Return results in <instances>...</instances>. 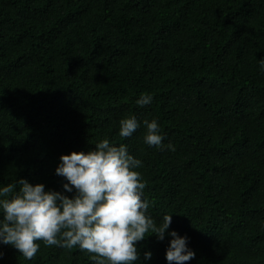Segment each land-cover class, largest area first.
<instances>
[{
	"label": "trees",
	"instance_id": "16d2710c",
	"mask_svg": "<svg viewBox=\"0 0 264 264\" xmlns=\"http://www.w3.org/2000/svg\"><path fill=\"white\" fill-rule=\"evenodd\" d=\"M262 59L264 0H0V187L64 192L60 156L107 138L142 162L148 214L172 215L186 264H264ZM170 239L146 236L134 264H169ZM38 243L32 260L0 243V264H93Z\"/></svg>",
	"mask_w": 264,
	"mask_h": 264
},
{
	"label": "clouds",
	"instance_id": "9594fccd",
	"mask_svg": "<svg viewBox=\"0 0 264 264\" xmlns=\"http://www.w3.org/2000/svg\"><path fill=\"white\" fill-rule=\"evenodd\" d=\"M260 66L264 70V59ZM151 101V95L142 94L136 103L143 107ZM143 124L144 143L162 148L157 121L145 119ZM139 127L134 116L122 118L119 136L128 138ZM167 147L175 150L171 144ZM140 167L142 162L128 153L126 145L116 146L105 138L95 150L60 156L55 171L67 181L64 192H74L71 197L25 179L0 187V243L14 247L26 260L36 256L39 241L48 247H78L91 254L93 264H134L139 259L138 242L153 234L163 241L167 233L171 239L166 260L186 264L195 252L188 248L186 236L168 232L172 215L157 223L148 214L149 202L142 198L146 183L135 170Z\"/></svg>",
	"mask_w": 264,
	"mask_h": 264
}]
</instances>
